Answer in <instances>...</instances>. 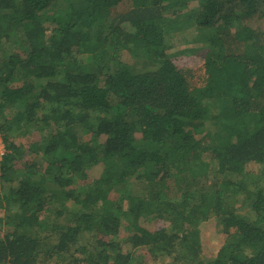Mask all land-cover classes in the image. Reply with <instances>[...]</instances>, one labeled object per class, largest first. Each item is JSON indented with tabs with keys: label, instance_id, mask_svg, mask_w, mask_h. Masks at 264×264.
<instances>
[{
	"label": "trees",
	"instance_id": "16d2710c",
	"mask_svg": "<svg viewBox=\"0 0 264 264\" xmlns=\"http://www.w3.org/2000/svg\"><path fill=\"white\" fill-rule=\"evenodd\" d=\"M259 23L264 0H0V264H264Z\"/></svg>",
	"mask_w": 264,
	"mask_h": 264
},
{
	"label": "rangeland",
	"instance_id": "374dc122",
	"mask_svg": "<svg viewBox=\"0 0 264 264\" xmlns=\"http://www.w3.org/2000/svg\"><path fill=\"white\" fill-rule=\"evenodd\" d=\"M255 27H258L260 30L264 31V23H259ZM133 67H134V69L136 71L137 70L139 71L140 69H143L144 68L143 61H141V60L138 61ZM30 139H31V137L27 135L25 138H23V143L26 144L27 142L30 141ZM3 151H4L3 150V145H2V143H0V153H3ZM90 173L92 174V177L94 178V177H96L98 175V170H93ZM166 226H164V227H166ZM199 227H200L199 228V239L201 241L206 242V243H204L206 245V251L203 248V250L205 251V254H203V256L209 257L210 253L213 252L212 254H215L216 251H213V250H215L217 246H215V244H213V243H216V242L218 243V238L221 235L218 233V230L215 227L213 218L204 221L202 224L199 225ZM4 230H7V228L4 227ZM40 239H42V237ZM141 255L144 257L143 258L144 260H147V263H152L151 256L148 253L143 251ZM170 261L169 260H165L164 264L165 263L179 264L177 262L176 263H171ZM158 264H162V263H160V261H159ZM182 264H186V263L182 262Z\"/></svg>",
	"mask_w": 264,
	"mask_h": 264
}]
</instances>
